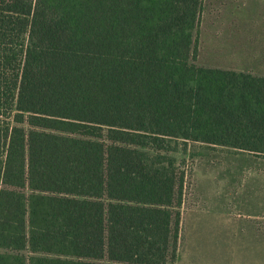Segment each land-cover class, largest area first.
Returning <instances> with one entry per match:
<instances>
[{
    "label": "trees",
    "instance_id": "16d2710c",
    "mask_svg": "<svg viewBox=\"0 0 264 264\" xmlns=\"http://www.w3.org/2000/svg\"><path fill=\"white\" fill-rule=\"evenodd\" d=\"M201 9L0 0V264L171 263V141L264 156V76L195 63Z\"/></svg>",
    "mask_w": 264,
    "mask_h": 264
},
{
    "label": "rangeland",
    "instance_id": "374dc122",
    "mask_svg": "<svg viewBox=\"0 0 264 264\" xmlns=\"http://www.w3.org/2000/svg\"><path fill=\"white\" fill-rule=\"evenodd\" d=\"M224 4L225 15L237 12L238 4ZM250 9L264 15V0H252ZM245 43H252L245 57L231 58ZM250 43H219L231 51L206 49L195 63L264 76V41ZM170 145L184 183L175 258L168 264H264V156L196 141ZM23 191L30 193L27 186Z\"/></svg>",
    "mask_w": 264,
    "mask_h": 264
},
{
    "label": "crops",
    "instance_id": "0c3cea01",
    "mask_svg": "<svg viewBox=\"0 0 264 264\" xmlns=\"http://www.w3.org/2000/svg\"><path fill=\"white\" fill-rule=\"evenodd\" d=\"M226 1L227 3L233 2L238 4L235 14L225 15L223 5H225L224 3H226ZM251 1L252 0H225L224 3L220 4L218 0H202L201 16L197 28V57L206 49L216 52V50L221 51L227 48L231 51V45H222L219 43H250L264 41V15L259 12L251 14ZM214 43L217 44L215 45ZM237 45L235 54L231 55V58H244V52L252 48V43L249 44L250 46H246V43L244 45ZM222 56L224 55H220V57ZM207 67L229 69L223 66ZM239 69L240 70L230 68V70L237 72H248L246 69Z\"/></svg>",
    "mask_w": 264,
    "mask_h": 264
}]
</instances>
